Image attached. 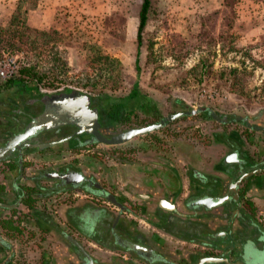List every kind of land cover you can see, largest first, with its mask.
Here are the masks:
<instances>
[{"label":"rangeland","instance_id":"obj_1","mask_svg":"<svg viewBox=\"0 0 264 264\" xmlns=\"http://www.w3.org/2000/svg\"><path fill=\"white\" fill-rule=\"evenodd\" d=\"M19 1L0 0V27L8 25ZM140 4L141 0H27L23 5L26 24L45 35L30 33L29 37L35 39L33 45L26 43L14 51L0 49V58L15 55L20 66L34 68L37 76L21 78L25 85L33 84L30 90L37 89L41 95L74 91L98 99L107 110L112 104L122 103L117 123L107 130L112 136L178 113L171 105L173 101L184 112L205 108L214 114H224L225 121L231 122L221 124L198 113L177 118L159 130L120 145L96 143L84 146L82 151L33 152L23 156L25 167L55 168L72 164L98 176L97 170H101L104 180L99 178V181L121 196L107 183L108 159H126L133 150L144 151L150 145L176 148L177 145L172 146L176 140L189 148L197 140L203 146L208 145V138L203 136L206 131L198 127L202 123L217 134L225 133L226 137L221 136L226 141L231 134L244 146L247 143L248 149L258 151L264 138L232 121L237 118L232 112L240 118H253L264 112V0H151L138 49ZM18 77L17 73L14 78ZM134 88L138 97L129 99ZM16 91L14 85L1 87L0 135L7 126L15 134L27 123L24 115L30 113L33 99L28 95L21 98ZM9 103H14V109L8 107ZM11 110L14 112L9 117ZM108 122L104 124H111ZM44 137L41 142L46 140ZM9 167L8 163L0 162L3 191L11 188L4 181V172ZM121 199L126 209L143 215L142 201L132 199L130 203ZM126 213L122 215L141 226L138 216L132 218ZM14 215L12 220L16 222ZM18 223L16 231L13 225H6L7 231L25 235L30 223ZM98 245L103 250L113 248V243ZM92 253L103 258L110 255L96 249ZM13 256L10 264H22L24 257L18 260Z\"/></svg>","mask_w":264,"mask_h":264},{"label":"crops","instance_id":"obj_2","mask_svg":"<svg viewBox=\"0 0 264 264\" xmlns=\"http://www.w3.org/2000/svg\"><path fill=\"white\" fill-rule=\"evenodd\" d=\"M203 126L205 124L202 123L198 127H201L202 131H206L203 136L208 138V145L203 146L197 140L194 147L192 145V148H189L176 140L172 144V146L177 145L176 148L168 149L167 146L154 148L150 145L144 151L133 150V153L129 154L126 159H108L109 164L106 165V168L110 169V175L107 177L109 178L107 183L121 193L122 197L134 199L133 201H137L135 194H140L138 198L141 199L157 197L164 201V204L169 205H165L169 212L173 210L172 207L175 212L181 210L183 201H192L203 197V195L209 197L215 195V198H220L222 193L216 195L211 191L217 188L214 186L215 182L220 187H225L224 189L230 188V193L237 194L236 200L240 207L238 227L229 237L232 242L230 245L232 253L228 254L227 259L232 264H237L236 250L243 244L245 248L253 245L256 249L264 252V168L256 170L248 161L251 157L260 160L264 157V151H261V147L258 151L253 148L250 150L247 143L245 146L241 145L239 153L225 150L226 140L220 136L221 134ZM236 140L243 144L241 140ZM249 141L252 142L253 139ZM229 145L231 146V144ZM240 158L246 162L237 163ZM98 172L99 176L98 174L96 176L100 180H104L100 176V174H104V171L97 170ZM22 174L25 177L24 171ZM11 177L9 175L10 179ZM7 179L4 181L6 182ZM13 181H17V178ZM193 183L198 192L189 197V188ZM21 185H25L23 181ZM26 187L34 189L31 185H26ZM41 187L50 189V191L40 193L38 198L32 196V199L29 202L27 200L25 205L22 204V201L26 196L11 194L8 189H4V192L1 193L3 201L0 203L2 204L0 206V264H10L15 253L17 255L13 257L18 260L19 257H24V260L21 259L22 264L24 262L28 264H69L73 259L71 255L73 254V243L81 248L82 246L90 247L111 255V250H102L91 240L97 236L105 245L110 242L106 239L108 236L110 238L106 232V224L100 221L95 225V222L104 218V215L100 214L99 219L96 215V218L90 222L83 214L90 206L94 207L95 211L97 208L95 204L99 205L97 201L101 200L100 198L97 200L92 195L82 196L78 190L71 188L67 190L65 186L55 181H42L38 189ZM223 197H229V194L227 193ZM220 199L225 200L226 198ZM104 203L102 202V204ZM115 206L113 208L111 206V210L114 212L120 208ZM227 211L224 208L222 215ZM13 212L16 222L12 220ZM22 221L30 223L27 231L28 236L27 233L12 235L7 231L6 225H13V229L16 231L18 228L15 224L18 225V222L22 224ZM216 222L214 220L212 232L216 236H223L226 228L220 226L219 223L215 225ZM92 223L98 229L97 234L92 233ZM227 234L229 235V232ZM23 236L26 237V241L22 240ZM164 236L172 244H179L175 238L168 234ZM260 264H264V261Z\"/></svg>","mask_w":264,"mask_h":264},{"label":"flooded vegetation","instance_id":"obj_3","mask_svg":"<svg viewBox=\"0 0 264 264\" xmlns=\"http://www.w3.org/2000/svg\"><path fill=\"white\" fill-rule=\"evenodd\" d=\"M75 94H77V97H79L78 95H80L81 97L83 96V98L86 99V101L88 102L89 108L91 110H96L90 105V98L88 96L74 91H61L47 95H41L37 89H33L30 90L29 93L22 95L21 98L28 95L30 96V99H33L29 104L30 113H26L24 115L27 120V123L25 124L24 128L15 134L13 133L12 137L23 132L27 125L34 118L38 117L45 111V108L47 107L48 103L56 101V97L57 99L61 98L72 100L73 96H76ZM207 110L211 114L214 113L209 109H206L205 111ZM217 117L219 118L215 119L221 124L231 122L225 121L224 118L226 116H224V114H217ZM232 121L243 125L249 131H254L256 132L255 134L260 135L264 138V118L252 119L237 117L233 118ZM98 122L99 131L101 133L99 117ZM221 135H224V137H226L225 133ZM230 135L231 134H228L229 138L226 141L225 145L229 151L233 150L235 153H239L241 151V145L243 144L239 143L236 140V137H232ZM43 136H45L44 138H46V140L41 142V137ZM90 139L91 135H87L84 133L78 134V128L74 125L61 126L53 130L43 131L37 136L25 141L22 144L23 150L21 157L19 156L18 150H15L11 155L8 156L7 159L1 160L0 162H5L11 165L10 162L12 161H10V158H12L16 159V161L20 165H24L23 156L33 152H39L45 149L52 150L53 152H71L74 150L82 151L84 146L92 145L87 144ZM8 141L4 142L3 144H0V147L4 146ZM53 142L57 143L47 148H39V145L50 144ZM229 144H231V146ZM259 144V147H261V151H264V139ZM25 148H32L35 150L30 153H26L24 151ZM20 158L22 159V162L19 161ZM239 160H237V163L239 164L242 161L246 162V160L242 158H240ZM248 161L252 166H254L256 170L264 168V157L260 160H258V158L251 157ZM29 168L39 167L34 166ZM40 168H42L44 171L43 173H45L48 177L52 178L53 181L65 186V189L68 190L71 188L78 190L79 194H81L82 196L89 197V195H92L93 197H95V199L100 198L108 204H102V202L99 203L97 201L99 203V205L97 206L105 207L111 211L110 217L107 218V216L104 215V218H102V220L95 222V225H97L100 221L106 224V232L110 235V238L108 236L106 239L110 240L108 244L113 243V248L108 249L111 250V255H109L108 258H103L97 255L93 256V248H84L83 246L81 248L76 243H73V254H71L73 259H71L69 264H91L89 263L88 258L92 260V264H232L227 259L228 254H230V252L232 253L230 247L232 242L230 241L229 237L232 235V233L236 231L238 227V215L240 205L239 202L236 200L237 194L233 195V193H230V188L224 189L225 187H220V185L215 182L216 184L214 186L217 188H213L214 190L211 191L212 194H223L220 198L226 199L222 202V204L216 206L199 205L197 201H201L203 199L211 197L214 200L220 199L215 198V195H212L210 197L208 195H203V197L192 201H183L181 210H177L176 212L174 211L175 209L172 206L170 207H172L173 210L169 212L168 209L165 208L169 205L164 204L165 202L161 201V199L157 197L141 199L138 198L140 197V194H135L136 199H139L140 201L142 200V202H144V213L140 217L138 215H135L131 209H126L125 206H123V204L120 202V199L122 198L121 200L123 202L128 200L131 203L130 199L118 196L119 194H113L106 187H104V184L99 181V178L96 176V174H91L82 168L73 166L72 164L55 168ZM9 171L12 173L10 167L7 172H4L5 179H9ZM56 174L58 175V177H54V175ZM62 175H68L69 179H64ZM73 177H81L83 178V180L74 179ZM12 178H17V181H11L10 184L6 181V183L11 186V188H9V192L11 193L10 190H12L13 187L14 190H17L18 188H23L21 192L22 196H26L25 191L27 189L24 191V185H21L22 181L23 184L25 182L23 174L19 175L17 174V171H15V173L13 172L12 174ZM70 178L73 179L71 180ZM17 184L19 185L18 187ZM0 190L1 193L4 192L3 189ZM197 192L198 191L196 189V186H194L193 183L189 188V197L195 195ZM234 192L237 191L234 190ZM227 193L229 194V197H223L227 195ZM1 199L2 198H0V203L3 201V199ZM1 205L2 204H0V206ZM110 205L112 206V208L114 207V205H116L117 207L119 206L120 208H118V210H115L114 212V210H111L112 208L110 207ZM224 208H226V210L228 211L225 214L223 213L224 215H222V211ZM125 212H127L126 214L131 217L138 216L137 218H139V221H142V225L140 226V224H137L131 218L123 216L122 214ZM83 214L87 218V221L91 222L92 219L96 218V215L99 219V215L103 214V212L100 210L92 211L88 208V210L83 212ZM106 220L108 222H106ZM214 220L217 221L216 223H214L215 225L219 223L220 226L226 228V232H223V236H216L213 234L212 227ZM92 224V233L94 232L95 234H97L98 229L96 228V226L94 227V223ZM228 232L229 235L227 234ZM165 234H168L169 236L175 238L179 242V244H172V242H170L169 239L164 236ZM100 242H102V240ZM108 244L104 245L108 246ZM243 245H241L240 248L236 250L238 258V260L236 261L237 264H260L262 261H264V252L256 249V247H254L253 245L249 246V248H245L243 247ZM97 246L100 247L98 244ZM134 246L142 248L143 250L136 249L134 248ZM100 248L102 249V247ZM210 259H216L218 262L206 261Z\"/></svg>","mask_w":264,"mask_h":264},{"label":"trees","instance_id":"obj_4","mask_svg":"<svg viewBox=\"0 0 264 264\" xmlns=\"http://www.w3.org/2000/svg\"><path fill=\"white\" fill-rule=\"evenodd\" d=\"M27 0H20L19 4L17 5L14 13L12 14L10 21L8 22V25L6 27H0V49H4V48H8V50H17L19 49V46H23L26 45V43H31V45L34 44L35 39L30 38L29 34L30 33H35V34H39L41 36L45 35V33H40L36 30L30 29V27L26 24V18L25 16L26 14V10H23V5L26 3ZM151 7V0H141V4H140V9H139V16H138V28H137V33H136V40H137V47L139 49L140 45H141V40H142V31L145 27V24L147 22V15L148 12L150 10ZM22 38H25L24 40H22ZM30 45V46H31ZM7 50V49H6ZM138 55L139 52L137 51L136 53V60H135V69L136 71L139 70V59H138ZM34 68H27L25 66H20V69L18 71V79L17 78H12L10 80L7 81H2L0 80V91H1V87L4 85L9 86V85H14L16 86L17 89V94L22 96L26 93L30 92V84L28 86V84L25 85V82L22 80L21 77H25V76H37L34 72ZM4 83V84H2ZM138 97V92L136 90V88L133 89V91L130 93L129 95V99L130 98H137ZM90 98V105L95 108L97 110L98 113V117H99V121H100V125H101V133L106 136V137H110L113 135V133H108L107 130H111L113 129V127L115 126V124L117 123L118 119H119V110L121 107H123L122 103H116V104H112V108L107 110V108H104V105L101 104L99 102L98 99L96 98ZM172 107L174 109L177 110V112H184L186 111L181 105H179V103H177L176 101L172 102ZM8 107L14 109V104L13 103H9ZM13 110H11L8 114L9 117H11L13 115ZM202 114H205L206 116H209L210 118H219L217 117V113L216 114H211L208 110L203 112ZM232 115H234L235 117H238L239 115L236 113L232 112ZM264 112L262 115H258L253 117L252 119H256V118H264ZM182 117H187V116H182ZM240 118V116H239ZM12 119V118H11ZM216 120V119H215ZM110 122L111 124L107 125L104 124L105 122ZM6 122V121H5ZM108 122V123H109ZM10 126H7V129L5 130V132L1 133L0 135V144H3L4 142L8 141L12 136V129L10 128ZM35 149L32 148H25L24 151L26 153H30ZM48 149L45 150H41V151H46ZM10 168L12 170L11 172H8V177L9 175L12 176L13 172L15 173V171H17V174H22L24 171V191L26 192V198H24V200L22 201V204H27V200L29 202V200L32 199V196H34L35 198H38L37 196L40 193H44L46 191H50V189H46L44 187H41V189L39 188V185L42 181H53L52 178L48 177L45 173H43V169L42 168H25V166L23 164H19L16 159H12L10 158ZM21 169V171H20ZM11 173V174H10ZM7 175V174H6ZM18 178V177H17ZM16 179V178H15ZM14 178L11 177V179H7V183L10 184L11 181L15 180ZM26 185H31L34 187L33 188H28L26 187ZM38 189V190H37ZM22 190L23 188H18L17 190L12 189L11 190V194H18L22 195ZM52 191V189H51ZM32 192V193H31ZM98 205V204H97ZM95 204V206L97 207L96 210H100L103 212V215H106L107 218L110 217L111 215V211L108 210L105 207H99ZM92 208V209H91ZM94 207H89V209H91L92 211ZM106 222H108L106 220ZM96 237V236H95ZM96 244L100 243L102 244L103 242H100L98 240V238H92Z\"/></svg>","mask_w":264,"mask_h":264},{"label":"water","instance_id":"obj_5","mask_svg":"<svg viewBox=\"0 0 264 264\" xmlns=\"http://www.w3.org/2000/svg\"><path fill=\"white\" fill-rule=\"evenodd\" d=\"M72 100L61 99L57 97L56 101L48 103L45 111L34 118L24 129L23 132L12 137L4 146L0 147V161L5 160L15 150H18L19 156H22L23 146L22 144L32 137L37 136L43 131L53 130L65 125H74L78 128V134L91 135V139L87 144H105L109 146L120 145L126 143L135 137L142 136L153 131L163 128L169 122L180 118L182 116H192L198 113L204 112L205 108H199L197 110H191L188 112H178L171 114L166 118H163L157 123L150 124L141 128H133L125 132H121L110 138L102 135L99 131V122L96 110H91L88 106L86 99L75 94ZM57 142L50 144L39 145V148H47L55 145ZM22 162V159L19 160ZM58 177V175H54ZM64 179H69L68 175H62ZM74 179L83 180L81 177H73ZM73 178H70L71 180ZM224 200H214L212 198L203 199L198 202L199 205L204 206H216L222 204ZM134 248L143 250L142 248L134 246ZM89 263L92 264V260L88 258ZM210 262H218L216 259L206 260ZM201 264V263H200Z\"/></svg>","mask_w":264,"mask_h":264},{"label":"built area","instance_id":"obj_6","mask_svg":"<svg viewBox=\"0 0 264 264\" xmlns=\"http://www.w3.org/2000/svg\"><path fill=\"white\" fill-rule=\"evenodd\" d=\"M20 69L19 59L15 55L6 54L0 58V80L14 78Z\"/></svg>","mask_w":264,"mask_h":264}]
</instances>
